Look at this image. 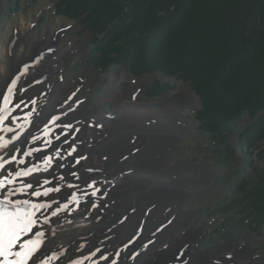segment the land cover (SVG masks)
<instances>
[{
  "label": "bare ground",
  "instance_id": "6f19581e",
  "mask_svg": "<svg viewBox=\"0 0 264 264\" xmlns=\"http://www.w3.org/2000/svg\"><path fill=\"white\" fill-rule=\"evenodd\" d=\"M29 29L26 25L12 29L0 45V114L6 107L11 109V115L4 122L0 119V179L25 193L31 192L27 182L38 178L39 186L34 183L33 187L44 198L31 195L21 198L34 203L58 198L52 201L51 207L61 203L56 210L59 222L49 225L54 236L46 238L51 240V264H63L60 257L65 255L74 257L78 264H234L237 253L241 257L251 253L250 245L256 238L242 234L233 242L220 243L208 252L191 255L199 235L187 226L189 214L182 205L188 198L185 191L192 189L193 180L201 182L203 175L192 177L178 171L166 178L159 174L157 187L152 186L153 176L147 175L145 163L161 158L150 160L146 156L151 144L146 139L150 128L144 120L146 111L143 106L133 104L137 111V117H133L125 105L128 94L138 97L141 88L130 85L126 99L114 107V101L103 103L107 113L100 118L104 124L101 131L75 123L74 120L82 117L81 112L70 117L72 121L65 119V114L73 113L75 108L76 90L68 91L57 84L51 72L58 59L66 57L71 49L61 50L56 39L59 35L54 34L39 43L28 41ZM51 51L59 52L58 57H53ZM40 83L42 89L38 92L36 86ZM13 84L16 85L10 92ZM7 97L10 100L6 105ZM168 104L174 110L182 105V99L174 98ZM54 115L66 120L60 122L63 129H59V122L55 123ZM87 116L96 119L92 112ZM150 122L156 121L150 119ZM66 124L69 127H64ZM75 128L81 131L75 140L86 142L85 150L89 145L98 144V155H105L108 163H101L96 157L72 159L70 148L64 153L65 141ZM41 146H46L52 154H45L43 159L42 152L35 154L36 147ZM168 149L167 145L163 151L167 153ZM51 155L57 157L55 163L46 162ZM5 169L7 175H4ZM184 169L187 171L188 167ZM53 184L58 191L45 197ZM162 185L168 191L158 190ZM65 199L70 212H66ZM177 208L179 213L175 211ZM49 219L55 221L54 216ZM41 243L43 246L45 241ZM228 255L231 260L226 259ZM238 264H251V259L245 257Z\"/></svg>",
  "mask_w": 264,
  "mask_h": 264
},
{
  "label": "trees",
  "instance_id": "16d2710c",
  "mask_svg": "<svg viewBox=\"0 0 264 264\" xmlns=\"http://www.w3.org/2000/svg\"><path fill=\"white\" fill-rule=\"evenodd\" d=\"M8 2L20 8L19 0ZM55 9L92 32L93 68L123 66L133 76L190 83L202 104L200 128L219 146L264 110V0H59ZM172 89L157 81L146 95ZM239 148L264 159V113L242 127ZM252 167L255 178L237 181L222 211L231 227L226 237L264 226V169Z\"/></svg>",
  "mask_w": 264,
  "mask_h": 264
},
{
  "label": "rangeland",
  "instance_id": "374dc122",
  "mask_svg": "<svg viewBox=\"0 0 264 264\" xmlns=\"http://www.w3.org/2000/svg\"><path fill=\"white\" fill-rule=\"evenodd\" d=\"M19 1L21 2L20 8L16 9L14 4L12 5L8 0H0V45L12 29L23 25L30 27L27 40L35 43L45 40L50 34L59 35L56 39H59L58 45L61 50L71 49V52L66 57L58 59L54 65V71L51 72L53 77H51L57 84L65 86L66 90H76V102H73L75 108L73 113L65 114V119L71 120L70 117L76 112H81L82 117L74 120L75 123H84L87 129L101 131L104 124L101 123L100 118L107 113L103 103L114 101L112 105L114 107L119 101H124L127 89L134 84L141 88L138 90L139 96L133 93L128 94L126 110H129L133 117H137L133 104L143 106L146 111L144 120L148 121L147 124L150 127L149 134L146 135L148 142H151L149 149L146 150L147 159L161 158L154 163H145L147 175L153 176L150 179L152 186L157 187L159 174H163L166 178L172 177L178 171L184 175L187 172L192 177L203 175L201 182L193 180L192 189L185 191V196L188 198L182 205L189 214L187 226L192 229L193 233L199 235V240L192 247L191 255L196 256L208 252L220 243L233 242L245 234L251 239L256 238L255 242L250 245L252 254L249 253L245 257L251 259V264H264V226L258 231L245 227L241 231H236L233 236L226 237L231 227L226 222L227 216L222 212L225 205L236 196L234 193L236 182L244 177L255 178L252 163L254 161L255 167L264 169V159L256 160V156L242 153L239 148L240 136L230 135L226 143L219 146L210 134L200 128L197 113L202 104L190 83L182 82L177 78H162L161 74L133 76L123 66H111L105 70L93 68L87 62V58L94 46V37L86 24L59 16L55 9L59 0ZM53 52L51 51V55L58 57L59 52ZM157 81L167 82L173 86V89L155 99L149 98L146 92ZM40 85L42 86L41 83L36 86L38 92L42 89ZM177 97L182 99V105L172 110L168 101ZM156 104H158L156 109H153V105ZM90 112L96 119L87 116ZM60 118L54 115L55 123L59 122L61 126L59 129H63L60 122H66V120ZM150 119L156 122L151 123ZM80 132V129H74L65 143L64 153H67L70 148L74 155L70 154L71 157L73 156L72 159H76V156L80 159L96 157L101 163H108L109 159L105 155H98V144L89 145L85 150L86 142L75 140L78 139ZM167 145L169 149L165 153L163 149ZM38 151L42 152V159L45 154H52L47 152L46 146L36 147L37 153L35 154L38 155ZM57 151L59 152L60 149ZM229 155L231 159L228 160ZM48 157L51 163L57 161V157L53 155ZM185 167H188L187 171ZM261 179L264 181L263 177ZM190 185L191 182H188V186ZM159 189L168 191L164 185L159 186ZM151 190L156 189L151 188ZM175 211L180 212L178 208ZM239 254L234 256V264H238L245 258ZM219 264L223 263L219 262Z\"/></svg>",
  "mask_w": 264,
  "mask_h": 264
},
{
  "label": "snow or ice",
  "instance_id": "6c2138e0",
  "mask_svg": "<svg viewBox=\"0 0 264 264\" xmlns=\"http://www.w3.org/2000/svg\"><path fill=\"white\" fill-rule=\"evenodd\" d=\"M64 127L69 126L64 125ZM76 162L78 163V160ZM7 174L5 169L4 175ZM34 183L39 186V179L27 182L26 187L31 189V192L21 193L18 187L11 183L6 185L4 180L0 179V264H51L49 255L51 240L46 238L54 236L49 225L59 222L56 210L61 207V203L51 207L52 201L57 200V197H52V201L45 203H31L29 199L21 198L29 195L44 198L41 197L40 191L33 187ZM54 190L58 191L55 184L47 189L45 197ZM95 191L93 187V194ZM63 204L66 206V212H70L71 208L67 207V199L63 201ZM50 216H54L55 221L50 220ZM33 236L36 240L32 239ZM24 237L27 239L22 240ZM41 241L45 243L37 248L36 245ZM231 258V255L226 257L228 260ZM60 260L63 264H78L74 257L67 255L60 257Z\"/></svg>",
  "mask_w": 264,
  "mask_h": 264
},
{
  "label": "water",
  "instance_id": "95a60500",
  "mask_svg": "<svg viewBox=\"0 0 264 264\" xmlns=\"http://www.w3.org/2000/svg\"><path fill=\"white\" fill-rule=\"evenodd\" d=\"M263 113H264V110L261 111V112L258 114V116L256 117V119H254L253 121L245 122V123L239 125V126L237 127V129H236L235 135H236V136H240V135H239V134H240L239 132L241 131L242 127H243V126H246L247 124H249V123H251V122H254V121L256 122V121L259 119V117H260Z\"/></svg>",
  "mask_w": 264,
  "mask_h": 264
}]
</instances>
